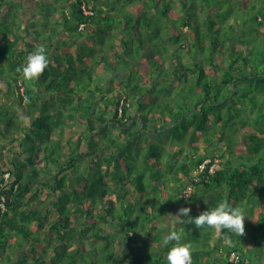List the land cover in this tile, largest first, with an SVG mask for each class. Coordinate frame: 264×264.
<instances>
[{
    "label": "trees",
    "instance_id": "obj_1",
    "mask_svg": "<svg viewBox=\"0 0 264 264\" xmlns=\"http://www.w3.org/2000/svg\"><path fill=\"white\" fill-rule=\"evenodd\" d=\"M223 200L230 248L167 217ZM170 231L192 264H264V0H0V264H167Z\"/></svg>",
    "mask_w": 264,
    "mask_h": 264
},
{
    "label": "clouds",
    "instance_id": "obj_2",
    "mask_svg": "<svg viewBox=\"0 0 264 264\" xmlns=\"http://www.w3.org/2000/svg\"><path fill=\"white\" fill-rule=\"evenodd\" d=\"M49 63L45 47L39 46L27 56L26 64L22 68H18L17 71L22 73L25 80H38L49 66ZM122 99L125 101L124 107L130 105V102L124 96ZM118 116L122 117L124 122L129 121L128 116H124V111L121 115L119 114V109ZM215 163L212 165L215 166ZM6 175L8 176L9 174L6 173ZM190 213L191 208L182 207L178 213L175 215L169 213L167 217L174 218L179 224L185 222V220L181 219L185 217L187 218V222L194 224L197 229L207 227L214 229L217 233H225L223 239L229 248L233 246V235L239 237L245 235L246 214L240 207L231 206L227 200L219 202L218 206L214 209L204 211L196 217H191ZM168 222L171 223V219ZM181 240L182 231H170L164 235L162 246H168L172 242H175L167 252V264H192V245L190 243H181Z\"/></svg>",
    "mask_w": 264,
    "mask_h": 264
},
{
    "label": "rangeland",
    "instance_id": "obj_3",
    "mask_svg": "<svg viewBox=\"0 0 264 264\" xmlns=\"http://www.w3.org/2000/svg\"><path fill=\"white\" fill-rule=\"evenodd\" d=\"M37 4V2H35L34 1V4ZM124 97H126V94L124 95ZM134 104H135V102H133ZM130 107H132L131 105H130ZM112 131L113 132H115V133H117V135L118 134H122L123 132L121 131V129H119V128H117V127H114V128H112ZM123 135V134H122ZM150 136L152 137V136H154V133L152 132V133H150ZM169 146H170V144H169ZM7 152L9 153V154H11L12 153V149H10V148H7ZM216 161H219V159H217ZM38 185V189H39V191L38 192H34V193H32V195H31V198L36 202V203H39L42 199H46V196L44 195V190H43V188H42V186L41 185H39V183L37 184ZM41 186V187H40ZM192 188V187H191ZM191 188H187L185 191H186V194L187 195H190L191 193H192V189ZM120 250L121 249H119L118 248V250H117V252H120ZM263 251H264V249H263ZM258 253H259V255H261V251H258ZM262 256H264V252H263V254H262Z\"/></svg>",
    "mask_w": 264,
    "mask_h": 264
},
{
    "label": "built area",
    "instance_id": "obj_4",
    "mask_svg": "<svg viewBox=\"0 0 264 264\" xmlns=\"http://www.w3.org/2000/svg\"><path fill=\"white\" fill-rule=\"evenodd\" d=\"M124 104H125V101L122 99V101H121V103L119 105V114L120 115L123 113ZM202 166H204V165H202ZM213 170H214V165L211 166V171H213ZM188 188H191V187L189 186ZM1 207L3 209L5 208V205H4L3 202L1 203ZM231 259H234L235 261H237L238 260V256L235 253H233L232 256H231Z\"/></svg>",
    "mask_w": 264,
    "mask_h": 264
}]
</instances>
